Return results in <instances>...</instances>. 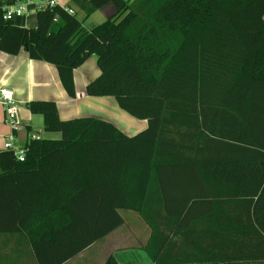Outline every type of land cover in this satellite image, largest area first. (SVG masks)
Instances as JSON below:
<instances>
[{
  "label": "trees",
  "instance_id": "obj_1",
  "mask_svg": "<svg viewBox=\"0 0 264 264\" xmlns=\"http://www.w3.org/2000/svg\"><path fill=\"white\" fill-rule=\"evenodd\" d=\"M109 2L116 13L86 28L79 11L87 18ZM72 3L75 13L37 10L34 27L0 6V51L53 64L71 97L74 70L95 55L87 94L113 96L148 126L130 136L30 101L61 136L31 139L23 160L0 151V232L21 230L39 264H62L130 209L152 230L155 264H264V0Z\"/></svg>",
  "mask_w": 264,
  "mask_h": 264
},
{
  "label": "crops",
  "instance_id": "obj_2",
  "mask_svg": "<svg viewBox=\"0 0 264 264\" xmlns=\"http://www.w3.org/2000/svg\"><path fill=\"white\" fill-rule=\"evenodd\" d=\"M21 1L27 2L29 0ZM16 2L17 0H0V6L4 8L12 7ZM62 3L73 4L72 0H62ZM73 8L76 9V6ZM116 11L114 4L109 2L94 13L100 12L102 17H107L108 19ZM20 17L25 18L27 22L17 23L15 20L17 17H15L13 19L15 24L28 27L36 25V13ZM92 58L93 55L74 70L76 96L71 97L67 93L60 79L59 72L53 64L31 59L25 50H22L18 55L0 51V87H6L13 91L19 104L21 119L18 128L13 129L5 122L4 110L0 104V151L5 149V143L9 141L10 136L13 137V143L17 148L25 147L35 137L51 139L58 137L52 136V133L45 131L42 114L32 113L29 109L28 103L35 99L55 101L59 116L63 120L93 116L113 123L122 132L130 136L148 126L146 119H139L128 112L127 114L117 110L115 102L118 107L119 105L113 96H92L87 94V84L100 74L98 64L96 66L97 69L93 71L85 66V63ZM104 104H108L110 109ZM112 111L117 114L116 116L122 113V119L115 117ZM119 213L124 219V223L121 226L115 228L109 234L95 241L62 264H105L111 255L120 264H155L147 251L152 235L150 226L134 210L119 209ZM203 234L204 231L203 233L197 231V235L202 237V240ZM197 239L198 237L190 242V245ZM203 241L204 244L202 245L208 249H217L215 239L209 238ZM174 248L177 249L176 246ZM191 248L192 250H201L200 245H195V248L193 246ZM165 252L166 250L162 252V255ZM0 264H39L30 239L21 230L17 233L0 232Z\"/></svg>",
  "mask_w": 264,
  "mask_h": 264
},
{
  "label": "built area",
  "instance_id": "obj_3",
  "mask_svg": "<svg viewBox=\"0 0 264 264\" xmlns=\"http://www.w3.org/2000/svg\"><path fill=\"white\" fill-rule=\"evenodd\" d=\"M57 5L64 7L70 13H75V9L69 4L62 3V0H29L28 2L17 0L14 6L5 8L4 18L13 20L15 17L29 15L31 13H36L39 9L52 8ZM0 104L4 110L5 122L13 129H17L21 123L19 104L11 89L0 87ZM5 149H13L20 160L24 159L26 148H17L13 143L12 136H10L9 141L5 143Z\"/></svg>",
  "mask_w": 264,
  "mask_h": 264
},
{
  "label": "rangeland",
  "instance_id": "obj_4",
  "mask_svg": "<svg viewBox=\"0 0 264 264\" xmlns=\"http://www.w3.org/2000/svg\"><path fill=\"white\" fill-rule=\"evenodd\" d=\"M34 1H38V0H34ZM128 1H130V0H128ZM78 16L82 20H84V26L86 28H88V29L93 28L94 26L102 23L103 21H105L107 19V17H102V15H101L100 12H96V13L90 15L89 17L85 18L84 12L79 11ZM15 20H16L17 23H25V22H27L26 19L23 18V17H17ZM85 66L88 67V69L91 70V71H93L94 69H97L96 68V66H97L96 56L93 55V58L92 59H89L87 61V63H85ZM115 105H116L115 107L117 108V110H119V111H121L123 113H127V112L123 111L122 109H120L117 106L116 102H115ZM104 106H106V107L109 108V105L108 104H104ZM112 112L114 113V111H112ZM114 115H115V117H119L120 119H122V113H119V116H116L117 114H115V113H114ZM50 133H52V136H58V137H55V138H60V136H61V133H59V132H50Z\"/></svg>",
  "mask_w": 264,
  "mask_h": 264
}]
</instances>
